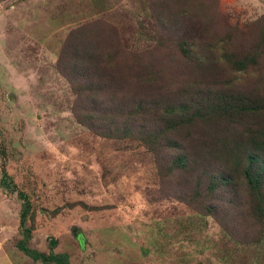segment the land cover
Wrapping results in <instances>:
<instances>
[{
  "label": "rangeland",
  "instance_id": "rangeland-1",
  "mask_svg": "<svg viewBox=\"0 0 264 264\" xmlns=\"http://www.w3.org/2000/svg\"><path fill=\"white\" fill-rule=\"evenodd\" d=\"M142 1L0 0V264H45L17 245L22 203L13 187L32 201L25 246L55 256L50 264H242L245 246L223 239L212 218L203 230L181 235L186 226L176 217L163 219L171 214L167 206L148 204L140 193L149 169L129 163L131 151L88 143L71 113L75 95L56 67L67 35L81 27L92 44L133 38ZM170 4L183 10L185 24L204 23L215 34L223 24L233 28L264 15V0ZM186 66L179 60L167 78L184 81ZM221 248L235 252L231 263Z\"/></svg>",
  "mask_w": 264,
  "mask_h": 264
},
{
  "label": "trees",
  "instance_id": "trees-1",
  "mask_svg": "<svg viewBox=\"0 0 264 264\" xmlns=\"http://www.w3.org/2000/svg\"><path fill=\"white\" fill-rule=\"evenodd\" d=\"M172 1L184 0H143L137 34L125 41L92 44L81 27L67 35L56 67L75 95L71 113L88 143L131 151L128 162L149 169L140 193L167 206L171 214L160 215L186 226L181 235L212 218L223 239L245 246L242 264H264V15L215 34L204 23L185 24ZM179 60L187 66L177 83L167 72ZM10 192L22 203L18 247L50 264L55 256L25 246L30 196ZM219 250L231 263L235 252Z\"/></svg>",
  "mask_w": 264,
  "mask_h": 264
},
{
  "label": "water",
  "instance_id": "water-1",
  "mask_svg": "<svg viewBox=\"0 0 264 264\" xmlns=\"http://www.w3.org/2000/svg\"><path fill=\"white\" fill-rule=\"evenodd\" d=\"M54 244H55V242H54V241H52V242H51V245H54Z\"/></svg>",
  "mask_w": 264,
  "mask_h": 264
}]
</instances>
